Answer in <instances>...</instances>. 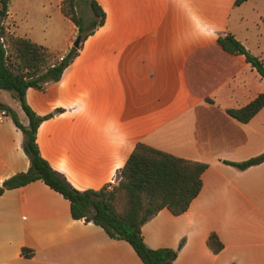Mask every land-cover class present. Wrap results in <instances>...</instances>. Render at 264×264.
Returning <instances> with one entry per match:
<instances>
[{"label": "crops", "instance_id": "1", "mask_svg": "<svg viewBox=\"0 0 264 264\" xmlns=\"http://www.w3.org/2000/svg\"><path fill=\"white\" fill-rule=\"evenodd\" d=\"M64 1L57 0V13L67 31L49 43L20 34L12 0L8 19L17 21V36L61 59L78 34L61 11ZM97 1L105 24L85 40L59 82L26 93L38 116L62 110L38 128L42 156L79 191L112 183L138 142L208 164L187 212L163 209L142 227L146 245L177 249L185 240L174 264H264V162L246 170L226 163L264 153V108L248 123L226 112L263 93L264 80L244 56L217 43L233 34L263 60V36L246 22L245 9L255 0L240 6L236 0ZM253 8L261 11L259 1ZM0 103L28 125L9 92L0 90ZM3 113L0 185L30 167L23 133ZM212 233L224 245L218 254L207 244ZM24 248L34 252L31 258L22 255ZM0 264L143 262L127 242L74 220L70 203L38 180L0 197Z\"/></svg>", "mask_w": 264, "mask_h": 264}, {"label": "trees", "instance_id": "2", "mask_svg": "<svg viewBox=\"0 0 264 264\" xmlns=\"http://www.w3.org/2000/svg\"><path fill=\"white\" fill-rule=\"evenodd\" d=\"M246 1L236 0L235 5L240 6ZM9 3L10 0H0V90L9 92L20 103L28 118V125L24 126L20 122L11 107L0 103V111L9 116L23 133V150L29 158L30 167L27 172L4 181L0 185V197L7 190L41 180L70 203L74 220L93 223L104 229L111 238L127 242L143 264H174L185 240L181 241L177 249H151L144 241L142 227L163 209H168L175 216L187 212L202 190V175L208 169V164L179 158L138 142L117 173V186L110 183L99 190L75 189L63 174L54 170L44 159L37 142L40 124L62 110L38 116L27 103L26 93L30 88L45 90L48 85L59 82L85 40L105 24L106 13L97 0H65L61 11L77 27L81 43L79 48L73 46L61 59L50 62L53 54L46 47L26 38L14 37L6 31L4 21ZM82 5H87L93 15L88 24L79 12ZM217 43L227 53L244 56L264 80L263 60L253 55L233 34L219 36ZM263 108L264 92L246 106L226 112L239 122L248 123ZM263 162L264 153L244 162L226 163L246 170ZM207 244L214 254L224 249L216 233L209 236ZM33 254L32 250H22L25 258H31Z\"/></svg>", "mask_w": 264, "mask_h": 264}, {"label": "rangeland", "instance_id": "3", "mask_svg": "<svg viewBox=\"0 0 264 264\" xmlns=\"http://www.w3.org/2000/svg\"><path fill=\"white\" fill-rule=\"evenodd\" d=\"M258 1L259 7L261 9L259 12L253 8V4ZM255 2L249 4V6H247L245 9V12L247 13L246 22L248 24V28L250 29L249 31L252 32L253 35H255V33L258 35L261 34L264 39V24L260 23L261 18L264 20V0H255ZM12 3L14 10L16 11L15 13L17 14L20 34L29 31L33 34L35 40L48 43L52 40H58L63 35H65L67 26L65 23L58 20V13L60 12L57 9V0H12ZM79 12L84 16V18L87 20L86 24H88L90 19L93 17L91 9L87 5H82L81 8H79ZM8 16L9 14L4 21V25L7 28L6 31L9 33V35L19 37L16 34L17 21H14L13 18L8 19ZM263 39L260 38V47L262 48L260 51V56H263L262 58L264 60ZM57 59V54H53L49 61L56 62ZM117 179L118 180H116V182L111 184L112 186L118 185L119 177H117Z\"/></svg>", "mask_w": 264, "mask_h": 264}, {"label": "water", "instance_id": "4", "mask_svg": "<svg viewBox=\"0 0 264 264\" xmlns=\"http://www.w3.org/2000/svg\"><path fill=\"white\" fill-rule=\"evenodd\" d=\"M80 43H81V37L78 35V36L76 37L75 41H74L73 46H74L75 48H79Z\"/></svg>", "mask_w": 264, "mask_h": 264}, {"label": "built area", "instance_id": "5", "mask_svg": "<svg viewBox=\"0 0 264 264\" xmlns=\"http://www.w3.org/2000/svg\"><path fill=\"white\" fill-rule=\"evenodd\" d=\"M3 114H5V113H3ZM116 180H118L117 177L113 179L112 183L116 182Z\"/></svg>", "mask_w": 264, "mask_h": 264}]
</instances>
